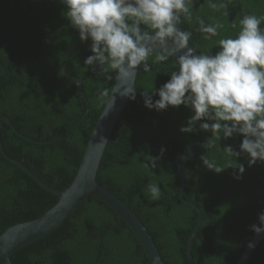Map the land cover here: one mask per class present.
Here are the masks:
<instances>
[{"label": "trees", "instance_id": "1", "mask_svg": "<svg viewBox=\"0 0 264 264\" xmlns=\"http://www.w3.org/2000/svg\"><path fill=\"white\" fill-rule=\"evenodd\" d=\"M18 1V0H15ZM191 19L180 15V25L191 33L188 44L199 54L215 55L221 38L235 37L245 15L264 17V0H186ZM210 3L226 4L214 10ZM199 20L205 25L222 24L218 35L204 39ZM236 27H232V23ZM264 26L261 19L260 29ZM142 27L148 33L153 30ZM91 38L81 41L78 29L67 18L60 0H20L0 3V118H9L24 136L6 122L0 135L9 157L22 162L44 183L65 192L74 181L90 137L111 95L114 70L100 74V66H88ZM142 63L135 99H130L114 130L98 174V182L127 203L152 236L164 264H189L188 244L197 225L198 213L180 199V155H189L193 143L212 140L211 131L181 132L194 114L191 107H145L143 92L153 102L157 90L178 71L177 60L168 56ZM107 67V65H105ZM108 91V97L100 93ZM243 136L224 137L221 130L210 145L195 147L193 161L181 160L186 175L185 198L198 205L202 225L193 245L194 264H238L257 235L251 226L260 224L264 213V161L249 166V156L240 152ZM47 143V144H45ZM240 152L235 156L224 148ZM163 149V154H161ZM224 169H207L200 159ZM156 157H159L156 158ZM155 160L156 166L151 167ZM236 163L244 172L229 167ZM148 164L149 166H145ZM240 178L237 179L236 177ZM149 184L161 191L153 199ZM59 202L0 150V237L10 228L39 220ZM13 264H150L128 224L103 202L84 198L61 227L45 239L11 257ZM249 264H264V242Z\"/></svg>", "mask_w": 264, "mask_h": 264}, {"label": "clouds", "instance_id": "2", "mask_svg": "<svg viewBox=\"0 0 264 264\" xmlns=\"http://www.w3.org/2000/svg\"><path fill=\"white\" fill-rule=\"evenodd\" d=\"M60 2L66 5L67 18L78 29L80 40L91 38L93 54L85 59L84 64L99 65L101 75L114 70V77L106 76L109 80L114 78L126 82L132 79L134 70L142 63L144 71H149L147 61L154 52L155 61L160 62L174 52L184 50L177 58L178 71L171 72L170 80L157 90L159 99L153 102L149 92L142 93L145 107L157 111L182 104L191 107L194 114L187 121V126L180 129L181 132H193L198 121H213L201 123L200 129L211 131L212 137L221 130L225 138L234 133L241 134L240 152L248 154L249 166L264 161V33L260 30L264 17L245 15L239 21L241 27L234 38L218 40L220 50L215 55H195V50L188 47L191 33L177 27L181 14L191 19L186 0ZM209 7L219 10L227 5L210 3ZM140 25H147L153 32H142ZM232 27H236L235 22ZM220 28H223L222 24L205 25L203 20H199L198 30L206 34L204 39L217 36ZM100 95L108 97L109 94L104 90ZM120 95L134 100L135 90L125 88ZM224 150L236 158L240 155L231 146ZM163 151L161 149V154ZM200 159L209 170L216 173L224 170L210 162L206 155ZM150 166H156L155 160ZM229 167L244 172L242 164ZM148 191L154 200L159 199L161 191L156 184H149ZM259 221L264 225V213L259 215ZM251 228L257 234L264 231V227L255 224Z\"/></svg>", "mask_w": 264, "mask_h": 264}, {"label": "water", "instance_id": "3", "mask_svg": "<svg viewBox=\"0 0 264 264\" xmlns=\"http://www.w3.org/2000/svg\"><path fill=\"white\" fill-rule=\"evenodd\" d=\"M3 1L4 0H0V3H2ZM9 1L18 5L20 0ZM139 27L142 32H146L142 25H140ZM177 27L183 31L180 23L177 25ZM260 30L262 33H264V26ZM156 47L159 46L157 45ZM188 47L190 48L191 46L188 44ZM182 51L174 52L173 55L169 56L177 60L179 55L182 54ZM194 54L199 55V53L196 51ZM140 66H138L134 70V76L132 79L126 82H120L115 79V83L109 97V104H106L100 116V119L90 137L79 171L74 181L65 192L53 189L52 187L44 183L22 162L9 157L4 150L2 138L0 135V150L2 155L7 160L20 167L26 174L30 175L41 187L53 193L59 198V202L57 203V205L39 220L12 227L0 237V264H13L11 257L19 250L38 241H41L55 232L59 227L62 226L65 220L79 205V203L86 197H92L108 205L118 215L122 223H126L129 225V227L132 229L133 233L139 240L140 244L142 245L150 264H164L161 254L144 223L132 211L127 203L123 202L119 197L114 195L107 188L103 187L97 180L107 146L111 138L113 137L116 125L119 122V119L125 111L130 100V98L127 96H121L120 92H122L125 88H132L136 92L137 78ZM0 122H6L11 128H13L16 134L23 139L35 144H44L22 135L14 127L12 121L9 118L2 117L0 118ZM217 137H219V134L212 140H208L203 143H193L189 148V155L182 154L177 160V166L179 168L181 177L180 199L185 205L194 209L199 215L197 225L188 244L189 264H194L192 253L193 245L202 225L203 213L198 205L185 198L186 175L183 170L181 160L185 159L193 161L195 159V153L193 149L195 147L205 146L209 143V141H211L212 143ZM263 242L264 231L260 232L253 238V240L249 244L251 245V247L249 245L247 246L238 264H249L255 251Z\"/></svg>", "mask_w": 264, "mask_h": 264}]
</instances>
